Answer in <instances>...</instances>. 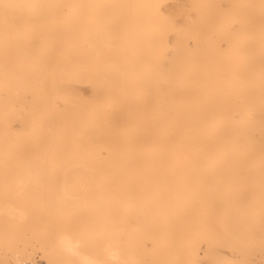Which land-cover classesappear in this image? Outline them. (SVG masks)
Segmentation results:
<instances>
[{"label":"rangeland","instance_id":"1","mask_svg":"<svg viewBox=\"0 0 264 264\" xmlns=\"http://www.w3.org/2000/svg\"><path fill=\"white\" fill-rule=\"evenodd\" d=\"M96 7L100 22L125 15L115 23L146 33L140 42L141 61L130 67L128 78L145 82L141 87L135 83L145 100L132 104H219L208 110V117L218 121L224 114L229 124L218 137L188 140H206L207 152L193 145L191 154L175 156L186 158L185 165L151 171L152 179L163 180L160 184L128 188L144 196L145 210L132 208L125 228L135 229L141 221L149 226L143 248L131 249L125 262L115 232L107 227L105 241L87 246L80 231L89 214L84 211L80 219L68 207L62 211L63 223H28V215L18 211L0 222V264H15V247L24 264H47L50 257L54 264H264V0H81L82 25L91 34L81 46L99 61L120 63L125 57L110 31L87 19L86 13ZM21 29L1 28L0 50L23 54L28 43L18 35ZM42 54L30 49L27 60L10 61L13 69L22 66L27 78L20 102L7 91L10 78L0 89L7 113L17 112L9 121L11 132L25 137L20 153H0L2 208L44 201L49 191L47 156L40 148L46 104L44 99L36 102L34 94L35 78L43 73ZM257 104L261 111L252 109ZM94 191L95 220L101 225L107 189L97 184ZM170 215L175 217L171 225L153 226ZM166 231L176 240L164 236ZM63 240L76 246V255L57 250Z\"/></svg>","mask_w":264,"mask_h":264},{"label":"bare ground","instance_id":"2","mask_svg":"<svg viewBox=\"0 0 264 264\" xmlns=\"http://www.w3.org/2000/svg\"><path fill=\"white\" fill-rule=\"evenodd\" d=\"M86 14L87 19L98 23V28L110 31L125 60L120 63L99 61L81 46V41L91 37L86 25L84 28L82 25L81 0H0V35L3 27L19 26L22 29L18 35L28 43L23 54L0 50V89L7 86L5 79L10 78L7 91L20 102L27 78L22 66L13 69L10 61L12 58L20 62L27 60L30 49L43 53V73L35 78L34 94L36 102L44 99L46 104L45 143L40 148L46 153L49 172L47 198L14 208L0 205V222L6 223L14 211L25 212L28 223L32 224L45 220L63 223L62 211L68 207L80 219H84L85 211L89 216L87 225L80 231L83 242L87 246L101 244L107 238L104 228L107 227L115 232L114 239L122 253L120 259L125 262L131 249L143 248L142 238L147 235L149 226L141 221L135 229L125 228L124 222L132 208L145 210L141 203L144 196L128 188L143 189L150 184H160L163 180L159 176L152 179L151 171L162 168L175 171L185 165L186 158L175 156L191 154L193 145L207 152L206 140L200 143L188 140L218 137L229 120L224 114L218 121L208 117V110L216 109L219 104H132L145 100L141 88L135 86L137 83L141 87L145 82H131L128 78L130 67L141 61L140 42L146 33L125 23H115L124 20L125 15L118 19L107 18L102 23L97 19V7ZM83 55L86 56L84 65ZM114 68L118 70L116 75ZM6 105L7 102L0 99V153L18 154L25 137L11 132L9 121L17 112L8 114ZM252 109L261 111L258 104ZM97 184L107 189L100 210L103 225L95 220L99 212L94 191ZM174 221L175 217L170 215L154 222L153 226H169ZM164 233L170 241L176 240L171 232ZM127 235H130L129 240H126ZM57 250L77 254L70 240L61 241ZM20 255L23 257L15 247L11 254L15 264H24L17 259ZM47 264H54L52 257Z\"/></svg>","mask_w":264,"mask_h":264}]
</instances>
